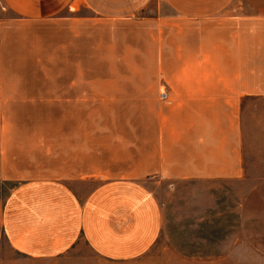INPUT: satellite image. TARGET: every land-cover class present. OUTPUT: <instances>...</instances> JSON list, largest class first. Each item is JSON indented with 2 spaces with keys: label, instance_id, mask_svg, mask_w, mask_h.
<instances>
[{
  "label": "rangeland",
  "instance_id": "374dc122",
  "mask_svg": "<svg viewBox=\"0 0 264 264\" xmlns=\"http://www.w3.org/2000/svg\"><path fill=\"white\" fill-rule=\"evenodd\" d=\"M154 13L105 18L80 8L52 21L0 28V116L9 127V159L16 171L23 157L30 165H42L39 175L46 180L59 175L61 188L74 195L65 197L62 211L82 203L101 180L148 166L153 158L161 107L171 102L160 95L172 90L175 95L184 83V16L163 7ZM172 184L171 194L169 184L162 189L163 233L142 256L110 260L78 232L60 254L40 258L25 256L2 239L0 264H215L229 260L232 242L245 238L244 228L251 229L257 248L232 259L261 260L264 224L242 219L243 198L226 183L208 190L216 206L196 215L188 210L200 208L189 202L204 191L198 192L194 180ZM18 185L14 179L1 183L0 195L6 197ZM63 217L62 212V232L68 228Z\"/></svg>",
  "mask_w": 264,
  "mask_h": 264
},
{
  "label": "crops",
  "instance_id": "0c3cea01",
  "mask_svg": "<svg viewBox=\"0 0 264 264\" xmlns=\"http://www.w3.org/2000/svg\"><path fill=\"white\" fill-rule=\"evenodd\" d=\"M162 7L184 16V83L161 107L159 140L149 165L101 180L82 203L62 211L65 197L73 193L61 188L59 175L46 180L39 175L43 166L23 157L16 171L7 147L9 127L0 116V184L19 180L6 197L0 195V241L40 258L60 254L79 232L110 260L142 256L163 233L162 189L169 184L171 194L174 180H194L198 192L204 191L189 202L200 211L188 210L189 215L215 207L216 197L208 190L226 183L243 198L242 219L264 224V0H0V28L52 21L80 8L121 18L148 10L156 14ZM62 212L68 222L63 232ZM250 230L242 229L245 238L232 242L228 261L215 264H243L232 258L257 248ZM260 252V261L244 264H264V245Z\"/></svg>",
  "mask_w": 264,
  "mask_h": 264
},
{
  "label": "built area",
  "instance_id": "2783aa9c",
  "mask_svg": "<svg viewBox=\"0 0 264 264\" xmlns=\"http://www.w3.org/2000/svg\"><path fill=\"white\" fill-rule=\"evenodd\" d=\"M160 97L163 99V100H167L168 99V93H162L161 95H160Z\"/></svg>",
  "mask_w": 264,
  "mask_h": 264
}]
</instances>
